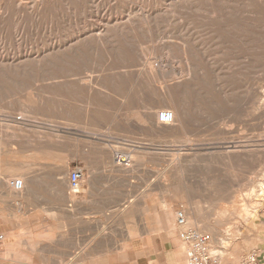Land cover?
Returning a JSON list of instances; mask_svg holds the SVG:
<instances>
[{
  "label": "rangeland",
  "instance_id": "374dc122",
  "mask_svg": "<svg viewBox=\"0 0 264 264\" xmlns=\"http://www.w3.org/2000/svg\"><path fill=\"white\" fill-rule=\"evenodd\" d=\"M77 157L94 245L30 243L38 264H108L162 222L179 240L180 209L218 264H264V0H0V177L56 181Z\"/></svg>",
  "mask_w": 264,
  "mask_h": 264
},
{
  "label": "crops",
  "instance_id": "0c3cea01",
  "mask_svg": "<svg viewBox=\"0 0 264 264\" xmlns=\"http://www.w3.org/2000/svg\"><path fill=\"white\" fill-rule=\"evenodd\" d=\"M82 164V160L78 157L64 163L62 173L55 175L56 181L41 178L29 179L18 170L9 173L10 175L21 174L24 187L21 191H15L9 182H6L10 192L0 190V232L6 238L0 246V264H38L31 255L30 243L33 242L40 243L41 246H61L69 249L94 245L93 242H89V238L79 244L76 219L80 209L78 203L71 200L87 189L81 188L80 185L79 190L73 191L68 181L69 169L73 166L82 168ZM65 166L68 168L66 169ZM65 172H67L66 176ZM4 179L0 177L1 189L6 186ZM13 195L22 197V203L15 202ZM81 213L94 214L93 211L84 210H81ZM54 216L62 218L53 219ZM160 226L161 229L158 231L146 233L140 238L137 236L139 239L129 245L130 250L111 259L108 264H184L182 256L184 246L180 240L173 238L171 233L173 225L162 222ZM89 235L87 231L86 236ZM175 242L178 247L175 246ZM73 252L74 250L67 251L64 258L72 260ZM260 254L264 258V250ZM57 262L59 260H50L47 264ZM63 264H105V262L100 263L91 258L84 261H66Z\"/></svg>",
  "mask_w": 264,
  "mask_h": 264
},
{
  "label": "built area",
  "instance_id": "2783aa9c",
  "mask_svg": "<svg viewBox=\"0 0 264 264\" xmlns=\"http://www.w3.org/2000/svg\"><path fill=\"white\" fill-rule=\"evenodd\" d=\"M157 118L163 125H170L175 120L172 110L167 109L160 111ZM83 178L84 170L82 168H74L69 175L70 189L77 191ZM9 184L12 188L22 189L24 181L16 178L11 179ZM175 223L178 238L185 246L187 264H218L217 257L210 249V236L198 228L186 227L188 221L185 210L180 209L177 211ZM5 239V235L0 232V246Z\"/></svg>",
  "mask_w": 264,
  "mask_h": 264
},
{
  "label": "bare ground",
  "instance_id": "6f19581e",
  "mask_svg": "<svg viewBox=\"0 0 264 264\" xmlns=\"http://www.w3.org/2000/svg\"><path fill=\"white\" fill-rule=\"evenodd\" d=\"M132 14H133V13H132ZM245 23H246V22H245ZM246 28H247V27H246ZM132 32H133V31H132ZM72 38H73V37H72ZM77 41H78V40H77ZM90 41H91V40H90ZM71 43H72V42H71ZM69 46H71V45H69ZM111 47H112V46H111ZM75 51H76V49H75ZM45 55H46V54H45ZM49 60H50V59H49ZM51 63H52V62H51ZM163 71H164V70H163ZM166 72H167V71H166ZM187 73H188V72H187ZM147 74L150 76L152 73H147ZM161 74H162V73H161ZM163 74H164V73H163ZM163 74H162V75H163ZM153 75H154V74H153ZM164 75H165V74H164ZM177 75H178V74H177ZM156 76H157V75H156ZM160 84H161V83H160ZM162 89H163V87H162ZM162 91H163V90H162ZM168 91H169V90H168ZM170 92H171V91H170ZM167 96H168V95H167ZM167 96H166V97H167ZM171 96H172V95H171ZM172 97H173V96H172ZM169 99H170V98H169ZM171 99H172V98H171ZM173 100H174V99H173ZM163 101H164V100H163ZM167 101H168V100H167ZM172 102H173V101H172ZM170 104H171V103H170ZM172 104H173V103H172ZM173 105H174V104H173ZM157 107H158V106H157ZM155 110H156V109H155ZM155 110H154V111H155ZM157 111H158V110H157ZM157 111H156V112H157ZM172 112H173V114H174V118H175V120H174V123H172V124H170V125H174V124H175V121L178 120V119L176 118V117H177V112H176L175 110H172ZM158 113H159V112H158ZM158 113H157V114H158ZM179 115H181V114H179ZM143 117H144V116H143ZM138 118H139V117H138ZM149 121L152 122V123H154V122H155L154 117L151 116V117L149 118ZM146 122L148 123V121H146ZM148 124H149V123H148ZM150 125H151V124H150ZM150 125H149V126H150ZM155 125H156L158 128L161 127V129L164 128L165 126H168V125H163V124H161V123L158 121V119H157V122H155ZM151 126H152V125H151ZM172 127H173V126H172ZM151 129H152V128H151ZM161 129H160V130H161ZM169 129H170V127H169ZM166 130H167V128H166ZM161 131H162V130H161ZM163 131H164V130H163ZM126 148H127V147H126ZM138 148H139V147H138ZM242 149H243V148H242ZM230 150H232V149L229 148V151H230ZM233 150H234V147H233ZM237 151H238V150H237ZM246 152H247V151H246ZM257 152H258V151H257ZM259 153H260V152H259ZM116 154H118L117 159H118V157H119V160H118V162H117L118 164H122V163L125 162V161L131 160V159H129V158H130L129 154H127V153H126V154H125V153H122V154L116 153ZM130 154H131V153H130ZM113 155H114V154H113ZM182 155H183V154H182ZM225 155H226V154H225ZM246 155H247V154H246ZM262 156H263V155H262ZM180 157H181V156H180ZM248 157H249V156H248ZM132 158H133V157H132ZM114 159H115V158H114ZM191 159H192V158H191ZM132 160H134V159H132ZM172 160H173V158H172ZM186 160H187V159H186ZM115 162H116V161H114V163H115ZM129 163H130V162H129ZM109 164H110V163H109ZM129 165H130V164H129ZM63 167H64V166H63ZM63 167H62V168H63ZM65 167H66V166H65ZM111 167H112V166H111ZM67 168H68V167H66V169H67ZM62 170H63V169H62ZM67 172H68V171H67ZM67 172H65V176H66V173H67ZM63 174H64V173H63ZM63 174H62V175H63ZM263 177H264V174L262 175V179H263ZM14 179H16V178H14ZM18 179H21V178H18ZM3 182H4V181H3ZM6 182L8 183V181H5V183H6ZM5 183H3V184H5ZM7 183H6V184H7ZM259 184H260V182H259ZM263 184H264V183H263ZM6 186H7V185H6ZM23 187H24V184H23ZM23 187H22V189H23ZM263 188H264V185H263ZM13 189H14L15 191H21V190H22V189H15V188H13ZM78 190H79V189H78ZM263 190H264V189H263ZM259 191H261V190H259ZM254 193H255V194H254ZM262 193H263V191H262ZM251 195L255 197V195H256L255 189L252 190V192L250 193L249 196L251 197ZM235 197H236V196H235ZM250 197H249V198H250ZM233 198H234V197H233ZM251 199H252V198H251ZM236 201H237V200H236ZM234 202H235V201H234ZM238 203H239V201H238ZM238 203H237V204H238ZM244 203H245V202H244ZM246 203H247V202H246ZM246 203H245V205H246ZM165 206H166V204H165ZM241 206H242V205H241ZM241 206H240V207H241ZM250 206H252V205H250ZM224 207H225V206H224ZM244 208H245V207H243L242 209L244 210ZM235 209H236V208H235ZM248 209H249V208H248ZM252 209H253V208H252ZM226 210H227V209H226ZM222 211H223V209H222ZM245 211H246V212H250L249 210L247 211V209H246ZM245 211H244V212H245ZM241 212H242V211H241ZM240 214H241V213H240ZM250 214H251V213H250ZM188 215H189V214H188ZM238 215H239V213H238ZM186 216H187V215H186ZM189 216H190V215H189ZM242 216H243V215H242ZM254 216H255V215H254ZM193 220H194V219H193ZM187 221H188V224H187L186 227H191V226L189 225V223L191 222V218H190V217H187ZM195 222H196V221H195ZM197 223H198V221H197ZM190 224H191V223H190ZM195 228H196V227H195ZM202 228L204 229V227H202ZM205 228H206V227H205ZM204 230H205V229H204ZM206 231H207V230H206ZM213 231H214V230H213ZM208 232H209V231H208ZM212 234H213V233H212ZM213 235H214V234H213ZM212 239H214V238H212ZM215 240H216V239H215ZM214 242H215V241H214ZM214 245H215V244H214ZM225 245H226V244H225ZM183 246H184V244H183ZM227 246H228V245H227ZM210 249H211V247H210ZM217 249H218V248H217ZM217 249H216V250H217ZM225 249H226V248H225ZM234 249H235V248H234ZM214 250H215V247H214ZM218 250H219V249H218ZM235 250H236V249H235ZM211 251H212V250H211ZM184 252H185V247H184ZM223 252H224V251H223ZM212 253H213V252H212ZM217 253H218V251H216V254H217ZM213 254H214L215 256H217L215 253H213ZM219 254H220V253H219ZM221 255H222V254H221ZM221 255H220V256H221ZM185 256H186V255H185ZM220 258H221V257H220Z\"/></svg>",
  "mask_w": 264,
  "mask_h": 264
}]
</instances>
